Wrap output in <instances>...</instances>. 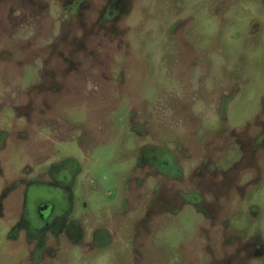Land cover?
I'll use <instances>...</instances> for the list:
<instances>
[{"label":"rangeland","instance_id":"374dc122","mask_svg":"<svg viewBox=\"0 0 264 264\" xmlns=\"http://www.w3.org/2000/svg\"><path fill=\"white\" fill-rule=\"evenodd\" d=\"M0 130L5 174L77 169L99 217L48 234L66 264H138L133 223L139 264H264V0H0ZM14 220L0 264L24 255Z\"/></svg>","mask_w":264,"mask_h":264},{"label":"flooded vegetation","instance_id":"af4514ba","mask_svg":"<svg viewBox=\"0 0 264 264\" xmlns=\"http://www.w3.org/2000/svg\"><path fill=\"white\" fill-rule=\"evenodd\" d=\"M6 137V131L0 130V198L9 197V204V202H12V196H20V194H16L20 186V181L21 185L24 184L21 192L23 195L21 196L24 197L22 206L3 208L2 205H0V215L3 216L6 221L15 218L13 227L20 230L23 229L22 232H25V237L23 238L25 242L19 240L16 235L11 237V240L16 242V246L24 251V255L19 258L18 264H66V247L65 242L62 241L61 237L63 234L61 232L66 233L68 231L69 233L72 229L73 236L68 238L74 243L78 241L81 242V222H83L84 219H88L90 222L95 216L92 211H90L92 212L91 216L90 213L88 214V212L84 210L87 207L86 202H80L79 209L77 205L74 204V187L78 181L76 178L77 169L72 167L69 168V166H65V162H63L60 166H55L52 172H49L47 175L48 177H46L44 175L37 176L36 173L31 174V168L28 165L24 169L25 171L27 170V178L21 180L17 178V176L11 177L13 174H8L7 172L5 174L3 172L4 165H6L4 163L5 159H8L6 160L7 164L10 161V163H12L11 157H2V154L7 152L9 145ZM98 206L99 205L96 207L101 209L102 205ZM100 212L101 210L96 213ZM97 217L99 216L97 215ZM133 224V228L135 230L137 229V231L135 232V230H133V233L128 237L129 242L128 240L125 242L129 250L126 246H121L128 250L126 252L127 261H132L133 263L138 262L139 264L141 259H143L141 257L145 256V253L140 251L143 244L141 242L142 239H138L137 236L138 228L141 232L142 225L139 224L140 226H136V223ZM112 227L114 228V225H112ZM60 233L62 235L59 236L60 238H52L54 242L57 240L60 246L58 248H53L54 242L48 241L50 239L48 238V234L60 235ZM90 234V244L88 243L90 247L82 248L81 245L79 247H74L73 250H71L74 251V254L90 255V253L95 252V249L102 247L104 242L110 240L107 236L108 232L101 226L98 228L92 227ZM129 251H132V253L130 254ZM175 256L174 258L177 261L178 253H176ZM153 257L164 258L166 255L159 256L154 253ZM158 260L163 261L162 259ZM159 264H162V262ZM164 264H175V261Z\"/></svg>","mask_w":264,"mask_h":264}]
</instances>
